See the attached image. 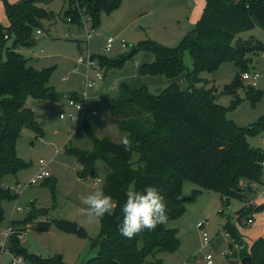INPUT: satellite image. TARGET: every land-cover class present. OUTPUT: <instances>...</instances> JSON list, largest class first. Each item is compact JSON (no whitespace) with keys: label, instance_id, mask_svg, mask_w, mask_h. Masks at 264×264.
I'll list each match as a JSON object with an SVG mask.
<instances>
[{"label":"trees","instance_id":"1","mask_svg":"<svg viewBox=\"0 0 264 264\" xmlns=\"http://www.w3.org/2000/svg\"><path fill=\"white\" fill-rule=\"evenodd\" d=\"M51 1L5 2L9 26L0 24V53L6 40L11 39L12 46L6 49L4 60L0 56V184L5 175H15L27 166L16 152L17 140L23 129L40 132L26 100L31 97L45 101L55 95L48 83L50 69L35 70L28 65L29 58L16 51L17 48H32L36 43L34 32L40 30L41 22L54 19L55 15L43 7ZM120 2L68 0L66 18L77 27L83 26L84 20L95 28L99 25L100 15L117 9ZM255 26L264 30V0H206L200 19L177 46L165 47L151 40L140 41L135 46L137 52L153 56L151 63L140 66L141 76L175 79L184 74L187 87L181 89L172 84L153 94L145 86L132 90L121 83L111 101V115L128 144L99 139L94 128L84 124L91 149L70 147L64 150L81 166L77 172L81 180L91 176L95 162L104 163L106 173L99 188L113 200L111 214L99 220L101 232L92 244L97 250L84 264H161V261L152 260L156 254L178 250L177 230L167 229L165 224L152 231L145 229L132 239L119 234L121 205L129 190L139 192L146 186L158 188L167 205L168 221H173L185 213L186 204L200 195V191H193L185 200L182 192L184 182L215 192L221 198L239 200H244L241 182H247L244 189L248 191L252 185L264 184V168L261 166L264 151L250 148L246 141V137L264 131V119L246 129L236 127L226 120L227 109L216 102V90L201 86L203 82L199 79L201 72H213L223 62H234L236 76L224 90L234 98L230 109L234 108L239 103L237 93L244 88L240 76L249 70L246 55L256 56L263 49L259 44L251 48L239 39V34ZM186 53L192 60L190 70L184 64ZM126 55L114 59L97 56L96 62L104 72L106 69H120L132 58ZM254 88L249 86L247 96L257 101L260 93H255ZM70 97L74 98V95ZM135 154L139 157L133 163ZM16 198V193L5 191L0 186V223L3 220L2 200ZM263 211L264 204H250L239 211L238 220H248ZM35 219L36 214L31 213L22 221L10 222L9 226L23 228ZM39 229L47 231L49 224H39ZM223 229L233 242L231 246H237V250L227 258L228 264H241L245 257L251 258L246 264H264V239L257 240L247 251L230 218ZM77 232L84 234L79 228ZM16 239L12 236L14 242L10 244V252L24 256L25 251L18 247ZM240 243L244 244L242 248ZM45 263L65 264L59 257Z\"/></svg>","mask_w":264,"mask_h":264},{"label":"rangeland","instance_id":"2","mask_svg":"<svg viewBox=\"0 0 264 264\" xmlns=\"http://www.w3.org/2000/svg\"><path fill=\"white\" fill-rule=\"evenodd\" d=\"M21 1L0 0L2 26H9L5 15V2L16 4ZM204 1L206 2V0H121L117 9L100 15L99 25L95 28L90 22L84 23L81 27L67 22L68 0H52L43 6L45 10L55 15L54 19L41 22V33L34 32L36 43L32 48H17L16 51L29 58L28 65L35 70L50 69L48 83L55 95L45 101L31 97L26 100L35 115V122L40 132L31 128L23 129L17 140L16 152L27 166L15 175H5L1 180V188L12 194L16 193L17 198L4 199L1 203L3 220L0 223V245H2L0 264H10L14 256L21 258L25 264H46L45 261L55 257H59L65 264H84L94 256L97 249L92 244L98 238L102 225L100 221L90 222L82 213L81 209L86 206L81 203L80 196L87 195L100 187L106 171L104 163L97 161L91 176L86 180L77 177V172L81 168L76 159L67 156L64 150L70 147L90 150L92 145L81 125L80 112L69 102H62L60 96L69 98L70 94L79 92L86 77L94 80L97 74V56L118 58L144 40L155 41L165 47L177 46L193 28L194 23L191 21L194 19V12L197 11V6L199 9L202 7ZM88 33L91 35L90 39L86 38ZM239 39L251 45V48L256 44L263 47L256 56L247 54L245 60L247 63L249 59L247 72L258 75L257 86L253 91L260 93V98L257 101L249 99L247 96L249 83H243L244 88L237 93L239 103L230 109L234 98L224 90L225 86L234 80L237 72L234 62L231 61L223 62L213 72H201L199 79L203 82L201 86L216 90V102L227 109L226 120L238 128L246 129L264 119V30L257 26V29L240 33ZM110 40L111 48L104 53ZM121 43L126 44L127 47L122 48ZM11 46L12 40H6L0 53L2 60L5 59L6 49H10ZM141 55L143 52H137L130 61L128 60L129 63H125L126 66L124 64L125 67L111 70L103 80H108L112 72L121 71L123 68L129 73V69L141 60ZM79 61L83 63H78ZM88 62L92 63V67H87ZM184 64L187 69H191L192 60L187 53L184 55ZM101 74H104V70ZM98 84L100 86L101 82ZM118 86L116 83L113 88L118 89ZM186 86L187 82L182 88ZM97 87L89 92V96ZM162 90L153 94H158ZM61 115L63 118L60 119ZM101 117L102 114H99L86 123L93 125L94 121L102 122ZM117 129L112 125V129L103 127L99 132L98 128L96 137L123 143L125 134ZM246 141L250 148L264 151V131L253 137H246ZM138 155H134L133 163L138 160ZM40 160L46 164V171L50 177L41 184L31 185V179L38 172ZM242 186L243 184L241 189L245 195L244 200L232 199L229 209H226L224 201L223 203L220 201L219 194L207 191L210 195L216 196V203L219 202L220 208L211 206L208 212L194 214L189 208L198 205L202 200L201 198L197 200L199 195L195 201L188 204V214L184 218L166 224L167 229L174 227L179 231L180 248L174 253L162 252L151 259L161 261V264H206L203 257L210 255L215 264H225V260L237 250L236 245L231 246L233 242L226 237L223 229L227 219H231L243 240V232L239 231L240 224L236 216L247 206V197L250 198L252 195ZM196 187L198 186L191 182L185 183L184 196L189 197L191 190ZM41 209L46 210L45 215H38V210ZM31 213L36 214V219L24 225L25 234L22 239H16L18 247L25 251V255L12 254L10 244L14 240H4L2 234L8 230L10 222L22 221ZM61 220L77 223L84 234L64 230L57 224ZM43 223L49 224L47 231L39 229V224ZM203 233L210 241L207 246L202 240ZM225 251L228 254H224ZM31 256L37 257V261L32 260Z\"/></svg>","mask_w":264,"mask_h":264},{"label":"crops","instance_id":"3","mask_svg":"<svg viewBox=\"0 0 264 264\" xmlns=\"http://www.w3.org/2000/svg\"><path fill=\"white\" fill-rule=\"evenodd\" d=\"M205 3L206 2L204 1L203 5H202V7H200V9L197 6V11L194 12V16H193L194 19L191 21L192 23L196 24L197 21L200 19L202 12H203V9L205 7ZM254 29H257V26H255ZM129 61H127L126 64L129 63ZM152 61H153V56L150 53L143 52V55H141V60L136 65L132 66L129 69V73L124 71V68H123L121 71L117 70L116 72H112V74L108 80L107 79L106 80H97L94 78V80H93L94 85L92 88H90L88 90L87 99L85 101V111L88 113L87 117H83L82 113L80 112V114H81L80 122H81L82 127L84 124L89 125L88 123H86L87 120L93 119L97 115L102 114V117H101L103 119L102 122L94 121L93 125H89L95 129V135H98L96 132L98 130V128H99V132L103 129V127H110L112 129V125H115V127L117 128L116 121L113 118V116L111 115V101L117 94V89L113 88L116 83H118V85H120L121 83H124L132 90H136L142 86H145L148 88L150 93H155L156 91H159L160 89H165L167 86H170L172 84H177L178 86H180L181 89H185V88H182L184 83H186L184 74H182L181 76H179L178 78H175V79H166L164 76H141L139 74L140 66L143 64L151 63ZM126 64H125V66H126ZM110 73H111V70L108 71L107 75H109ZM137 74H139L140 77L137 76ZM99 82H101L100 86L98 84ZM94 86L95 87L98 86V87H97L96 91H94L89 96V92H91L95 88ZM76 93H78V92H76ZM76 93L70 94V96H72V95L75 96ZM63 98H65L64 101H63ZM60 99L62 100V102H65L68 99V97L67 96H64V97L60 96ZM26 105H27V103H26ZM27 107H28V105H27ZM93 112H95L96 114L92 115ZM25 130H27V129H25ZM99 139H102V138H99ZM117 144H121V143H117ZM80 168H81V166H80ZM185 183H187V182L183 183L182 192H183ZM263 183H264V181H263ZM241 184H243L242 187H245L247 182L243 181ZM250 187H251L250 191H248V189H246V191L250 192L252 195V197H250V198L247 197V200H248L247 206L250 204H253L254 206L264 204V184L261 186L252 185ZM193 191H200V196L197 198V200L199 198H201L202 200L199 201L198 205L189 208L190 212H192L194 214L202 213V212H208V210L210 209L211 206L216 207V209L220 208L221 205L218 206L219 202L216 203V200H217L216 196L210 195L207 191L202 190L199 187L192 189L191 193ZM183 195H184V192H183ZM243 197H245V195ZM220 201L223 203L224 198H221ZM196 202L194 204H196ZM188 204H190V203H188ZM188 204H186V206H185V213L182 215L183 217L182 216L180 217L181 219L184 218V216H186L188 214L187 213ZM238 217H239V215L236 216V219L240 224L239 231L243 232V237H242L243 240L242 241L245 243V245L247 247V251H249L251 246L257 240L264 239V212L252 215L250 217V219H252V221H253L252 224H247L246 223L247 219H244L240 222L238 220ZM173 221H176V220H173ZM168 222H172V221H168ZM166 224H165V227H166ZM241 224H244V225L242 226ZM202 225H204V224H202ZM247 225L250 227L247 228L248 227ZM241 227H245V228H241ZM170 229L177 230L174 227H172ZM178 233H179V231L177 230V237H178ZM226 237H228L227 234H226ZM179 248H180V246H179ZM235 249H237L236 246H235ZM228 251L230 253V250H228ZM159 254H161V253L156 254V256ZM224 254H228V252L225 251ZM225 264H228L227 259L225 260Z\"/></svg>","mask_w":264,"mask_h":264},{"label":"clouds","instance_id":"4","mask_svg":"<svg viewBox=\"0 0 264 264\" xmlns=\"http://www.w3.org/2000/svg\"><path fill=\"white\" fill-rule=\"evenodd\" d=\"M124 143L127 145L128 141ZM125 195L126 199L121 205L122 219L118 225L122 237L132 239L145 229L152 231L158 225L167 223V205L158 188L146 186L143 191L129 190ZM80 201L86 206L81 211L90 222L103 219L106 214H111L113 208L112 197L99 187L87 195H81Z\"/></svg>","mask_w":264,"mask_h":264},{"label":"built area","instance_id":"5","mask_svg":"<svg viewBox=\"0 0 264 264\" xmlns=\"http://www.w3.org/2000/svg\"><path fill=\"white\" fill-rule=\"evenodd\" d=\"M67 22L71 23L70 19H67ZM84 23H86L84 20H82V24L84 25ZM37 34H40V30L36 31ZM87 39L91 38V35L88 33L86 35ZM122 48H126V44L121 43ZM111 48V40L107 43L105 49H104V53L108 52L109 49ZM264 56V53H263ZM91 60V58H90ZM78 63H83V61H79ZM87 67H92V63L88 62L87 63ZM97 74L95 76V79L97 80H103L104 79V74H101V72H103V69L100 68L97 64ZM241 81L243 83H249V86L251 87H256L257 86V78L258 75L255 73H250V72H245L243 74H241L240 76ZM94 85L93 83V79L86 77L83 81H82V89L76 93V95L74 96V98L69 97L65 102H69L72 106L75 107V109L79 112L82 113L83 117H87L88 113L85 111V101L87 99V92L90 88H92ZM96 113L93 112L92 115H95ZM63 118V116H60V119ZM264 145V142H263ZM261 166L264 168V162L261 163ZM46 164L43 161H39L38 163V172L37 174L34 176V178L31 179L30 184L31 185H38L43 183L46 179H48L50 176L48 174V172L46 171ZM264 181V178H263ZM252 219H248L246 221L247 224H252ZM25 229L24 228H15V227H10L8 228V230L6 232H4L2 234V237L4 238V240H11L12 236L16 237L17 239H22L23 235L25 234ZM202 240L205 246L209 245L210 241L207 238V235L205 233L202 234ZM2 252V245H0V253ZM204 262H206V264H215L213 261V258L210 255L204 256L203 257ZM10 264H25L21 258H17V257H13Z\"/></svg>","mask_w":264,"mask_h":264},{"label":"water","instance_id":"6","mask_svg":"<svg viewBox=\"0 0 264 264\" xmlns=\"http://www.w3.org/2000/svg\"><path fill=\"white\" fill-rule=\"evenodd\" d=\"M136 52H137L136 47L135 46H132L130 48V50L128 51V53H126L127 54L126 56L128 58L129 57H132ZM107 73H108V70L106 69L105 72H104V76H106ZM217 98H219V96H217ZM35 125L38 126L36 122H35ZM111 159H113V158H111ZM184 199L186 200L187 197H185ZM224 203H225L226 209H229L231 207V199L230 198H226L224 200ZM45 214H46V210H43V209L38 210V215L41 216V215H45ZM57 224L60 227H62L64 230H67V231H70V232H77L78 231V225H77V223L61 220V221H58ZM243 245H244L243 243H240V245H239L240 248H242ZM30 258L32 260H34V261H37V257H35V256H31ZM250 261H251V258L245 257V258H243L241 260V264H246L247 262H250Z\"/></svg>","mask_w":264,"mask_h":264}]
</instances>
